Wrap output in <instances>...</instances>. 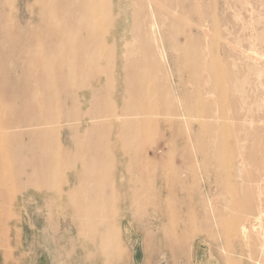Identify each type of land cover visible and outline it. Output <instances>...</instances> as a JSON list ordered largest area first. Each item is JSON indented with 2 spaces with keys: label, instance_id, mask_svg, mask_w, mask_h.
<instances>
[{
  "label": "bare ground",
  "instance_id": "6f19581e",
  "mask_svg": "<svg viewBox=\"0 0 264 264\" xmlns=\"http://www.w3.org/2000/svg\"><path fill=\"white\" fill-rule=\"evenodd\" d=\"M197 1L190 5L188 13L201 19L200 8L194 9L199 4ZM122 3L121 0L116 4L114 0H33L28 7L29 20L23 24L20 14L6 11L7 1L0 0V134L8 144L7 154L12 162L11 168L4 172L24 178V187L51 190L57 182L68 187L66 199L73 219L80 221L79 237L92 236L95 226L102 227L101 244L109 254H120L112 244L114 227L110 232L107 229L108 214L115 203L102 202L93 195L106 190L110 194L115 192L111 182L115 168L112 151L122 159L126 174L130 173L133 159L130 156L126 163L124 155L136 153L145 161L147 166L137 170L138 185L134 188L153 195L152 179L148 183L142 179L153 178L155 163L147 160L143 148L139 149L141 139L151 140L156 129L161 137L169 133L175 145L183 146L182 153L187 143L201 147L194 154L196 162L199 157L205 158L204 140L195 132L213 130L209 125L217 124L208 104L212 91L207 84L216 82L213 90L225 99L224 89L235 90L239 82L229 69L222 80L218 67L222 52L211 56L210 62L202 56L206 53L199 49L194 34L206 38L208 30L179 31L176 10L169 12L168 28L178 29L164 30V23L156 19L154 0H128L133 12L132 30H122L124 33L117 39L115 31L125 22L121 21ZM178 8L184 10L183 4L175 5L174 9ZM211 27L217 26L212 23ZM179 34L183 35L182 42L176 40ZM224 44L233 46L231 41ZM174 46L184 51L179 68L187 72L186 82L191 90L181 87L171 96L164 69L169 64L177 68L171 53ZM176 77L181 84L183 78ZM179 120L186 123L185 137L179 138ZM235 149L240 157L237 166L226 154L222 157L214 151V163L226 178L236 170L241 174L245 168L242 148L236 145ZM161 168L156 181L160 195L172 187L187 186L186 177L168 182L163 177L164 166ZM255 174L257 198L253 204L244 203L251 218L240 225L239 236L247 247L252 236L262 238L260 255L264 258V209L260 198L264 164L256 168ZM91 210L103 214L98 216V221L91 217ZM225 226L227 233H231L232 225ZM184 229L179 231L185 232Z\"/></svg>",
  "mask_w": 264,
  "mask_h": 264
},
{
  "label": "rangeland",
  "instance_id": "374dc122",
  "mask_svg": "<svg viewBox=\"0 0 264 264\" xmlns=\"http://www.w3.org/2000/svg\"><path fill=\"white\" fill-rule=\"evenodd\" d=\"M6 1V11L17 12L26 24L30 16L28 7L33 0ZM121 1L124 6L121 21L126 23L115 31L119 38L124 30H132L133 21L128 0ZM154 1L158 11L156 19L164 23V30L178 29L168 28L169 12L173 10L179 18V31L208 30L206 38L200 33L194 34V40L201 46L199 49L206 53L202 56L210 62L211 56L222 52L218 63L222 80L227 69L238 78L237 89H224L225 99L219 91L213 90L216 82L207 84L212 91L208 104L217 124L209 125L213 130L195 132L204 140L206 157H199L196 162L194 154L201 147L187 143L182 153L183 146L175 145L169 133L161 137L155 129V137L143 138L139 143L147 160L155 163L153 178L142 179L143 183L153 181L154 191L150 196L134 188L138 182L137 170L147 166L145 161L136 153L124 155L126 163L130 156L133 159L130 173L126 174L122 159L113 150L115 168L111 182L115 192L110 194L106 190L93 195L102 202L115 203L108 214L107 229L110 232L114 227L116 234L111 243L120 254H109L101 244L102 227L95 226L92 236L79 237L80 221L73 219L66 199L68 187L60 182L51 190L24 187V178L4 172L11 168L12 162L7 154L8 144L0 134V169H3L0 171V264H262L263 239L252 236L247 247L239 236V229L251 218L244 203L253 204L257 198L256 168L264 164V0H198L194 9L200 8L201 19L197 14L188 13L195 0ZM179 4H183L184 10L174 9ZM212 23L217 27L212 28ZM176 40L182 42L183 35L179 34ZM225 41L228 44L231 41L233 46L229 48ZM171 53L177 68L169 64L164 74L173 96L179 88L190 91L191 86L186 82L187 72L179 68L184 51L174 46ZM177 75L183 78L181 84ZM189 115L195 117L192 113ZM178 122L179 138L185 137L186 123ZM236 145L242 148L245 168L241 174L236 170L226 178L214 163V151L222 157L226 154L237 166L240 157L235 152ZM163 166V177L168 182L186 177L187 186L172 187L160 195L156 181ZM172 167L178 169L174 171ZM261 187L264 209V182ZM90 213L94 221L103 215L98 210ZM226 223L232 225L231 233H227ZM183 228L185 232H180ZM262 229L264 231V223Z\"/></svg>",
  "mask_w": 264,
  "mask_h": 264
}]
</instances>
